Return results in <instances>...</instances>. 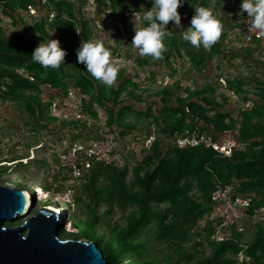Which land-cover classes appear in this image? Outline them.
<instances>
[{
    "label": "trees",
    "instance_id": "16d2710c",
    "mask_svg": "<svg viewBox=\"0 0 264 264\" xmlns=\"http://www.w3.org/2000/svg\"><path fill=\"white\" fill-rule=\"evenodd\" d=\"M93 1L92 4L89 0H48L42 5L32 0H0L2 15L12 17L15 25H27L31 20L32 33L39 34L43 42L50 41L60 32L58 41L68 53L66 65L59 69L43 68L32 61L31 55L37 48L33 39L27 40L20 35L6 37L0 27V101L25 107L29 116L24 123L26 128L39 122L68 131L69 137L63 139L68 138L66 151L77 142L89 144L109 137L116 143L114 152L126 151L120 161L112 165L91 160L92 168L79 179L71 175L69 168L61 166L59 155L53 152L58 168L82 182L80 191L74 192L73 202L64 201L66 206H63L68 216L71 214L69 218L75 224L72 228L78 233H63L95 242L110 264H159L145 258L144 244L138 240L148 225H154L158 242L167 244L171 252L166 264H238L237 257L244 245H249L251 264H264V223L252 226L249 222L264 208V90L255 94L242 87L243 83L251 82L264 88V80L256 75L249 79H225L228 89L240 97L237 104H246L240 108L238 119L220 113L218 110L232 105L231 99L221 91L220 103L218 88L214 86L205 88L204 95L192 89L180 77L171 59L173 50L183 56L194 49L203 61L211 58L210 52L202 46L199 49L191 46L182 39L181 31L169 23L174 34L165 37L163 59L152 63L151 57L135 58L130 69L128 66L119 69L117 87L115 84L108 87L91 77L84 64L78 63L76 53L81 42L96 41L101 32L106 33L103 14L109 10L111 16L125 26L126 32H131L133 26L128 25V16L135 11L142 15L152 4L151 0ZM29 6L36 9V16L31 15ZM182 7L193 15L195 8L210 9L222 24V31L233 33L241 25V17L235 20L231 16L226 0H186ZM126 32L118 31L114 35H117L116 42L104 44L111 50L112 58L122 57L121 42L125 40ZM233 40L239 41L221 35L216 46L225 49ZM243 47L247 60L257 55L255 62L261 67L262 75L264 45L258 42ZM194 53L190 58L192 63L195 62ZM126 57L131 59L133 56L126 53ZM161 61L171 72L162 75L161 69L166 67ZM141 72L145 74L144 81ZM166 78L174 82L164 85ZM70 80L72 85L66 82ZM182 82H185L184 86ZM218 86L221 90L220 84ZM70 87L79 88L84 96L85 120L58 121L50 114L52 101L63 98ZM251 96H255L253 104L250 103ZM130 101L132 103L125 105ZM248 103L252 105L248 106ZM143 105L145 107H141ZM98 108L108 109L104 124L100 122ZM97 132L102 135L92 139ZM192 132L199 138L208 137L213 143L234 139L237 147L228 156L204 146L179 148L176 141ZM152 136L155 139L149 148L142 147L143 144L139 146V142L133 143L137 138L143 137L146 141ZM243 145L244 149L241 148ZM14 162L23 164L20 159H12L10 163ZM0 167L5 171L7 165ZM40 185L59 196L58 189L51 183ZM226 185H234L236 196L252 197L253 200L248 210L249 218L240 224L245 231L238 232L237 225L227 239L216 242L213 237L219 222L210 216L213 212L211 196L218 187ZM30 194L33 199L39 197L34 191ZM40 203L54 205L62 211L56 203L51 204L42 197ZM79 205L89 209L84 219ZM118 212L123 216L116 221ZM208 215L201 227V221ZM14 225L7 224L8 227ZM198 230L200 233L196 232ZM253 230V239L243 242L244 235ZM196 238H199L197 242L194 241ZM205 244L210 247L207 256H204ZM123 255L134 262H123Z\"/></svg>",
    "mask_w": 264,
    "mask_h": 264
},
{
    "label": "rangeland",
    "instance_id": "374dc122",
    "mask_svg": "<svg viewBox=\"0 0 264 264\" xmlns=\"http://www.w3.org/2000/svg\"><path fill=\"white\" fill-rule=\"evenodd\" d=\"M241 3H242V0H226V6L229 8L232 17L240 16L243 14V12H241ZM25 17L28 18L27 16ZM27 21L28 20H26V22ZM14 22L15 20L12 17L1 14L0 27L2 28L4 35H6V37L14 36V35L16 37H19L20 35L22 38L27 39V40L33 39L37 47L41 43H43L39 34L34 35L32 33L31 25L33 23L31 20L28 21L27 25L21 24V23H17L15 25L13 24ZM166 30L168 32H166L165 37L171 36L174 34V31L172 30L170 25L166 26ZM186 30L187 28L184 29V31ZM59 34L60 32L55 33L53 36V39L58 40L57 37L59 36ZM114 35L115 34H109L107 31L105 34L101 32L100 37L98 36L96 38V41H100L103 44L113 43V42H116V36H117V35L116 36ZM134 35H135L134 26L131 29V32L130 30H127V32L125 33V36L123 35V37H126V38L124 41L122 40L121 42V45H122L121 63H124L126 59V53H129L133 56L132 58L133 61L135 58H138V57L148 58L146 56H142L139 53V50L134 48L131 45ZM44 42L46 43L48 41H44ZM244 49L245 48L243 47V44L241 41L233 40L226 45L225 49H222V50L218 48L216 44L212 46L211 48H208L207 51L210 52L211 58L205 61L199 58L197 51L195 52L194 49H191L188 51V55L190 56L185 55V54L181 56L178 53H176L175 50H173L171 59L173 60L174 65L177 67L180 73V77L183 78L187 82V85H189L192 89L198 90L204 95L205 88L209 86H214L216 89L217 87L218 88L217 89L218 101L221 103L222 94L218 86L219 85L218 81L221 77L225 79L228 78L232 80H241L243 78L249 79V77L256 75V77H261L264 80V73H262V75L260 74L259 71L261 67H259L255 62L256 61L255 58L257 57V55H255L254 57H250L247 60L245 57H248V55L245 54V52H243ZM193 53L195 54L194 56L195 62L192 63V60L190 58H191V54ZM150 62L153 63L154 60H151ZM161 63H163L166 67L164 69H161L162 75L171 72V70L166 66L164 62L161 61ZM187 72H189V74H187ZM72 78H74V75H72ZM247 81L249 82V80ZM66 82L69 85L73 84V81L71 80L66 81ZM254 85L255 84H252L251 82H249V83H243L242 87L245 91H250L255 94L259 91L264 90V88L257 87ZM144 97H146V95ZM250 98H251L250 103L253 104L255 101V96H251ZM208 99H210V96H208ZM211 100L212 99H210V101ZM245 104L246 103L243 102V104L241 103V104H236L233 106L229 105L228 107L222 110H218V111L220 113H227L231 115L232 118L238 119L239 110L241 107H244ZM141 107H145V106L143 105ZM100 110H101V114L103 117L102 121L103 123H105L109 115L108 109L102 108ZM130 115L136 121L138 120L136 116L132 114ZM19 118H20V121L17 122L15 119L19 120ZM28 119H29V116L25 112L24 106H21L19 103H15V102H10V101L4 102L2 100L0 101V166L7 165V168L5 167L6 168L5 171L1 169L0 167V180L8 181V182L16 184V185H11L8 183L0 182V186L21 191V188L18 186L20 185L21 187H25L29 190L34 191L35 193H38L34 189L33 186H39L40 188H42L40 184L43 182H38L34 178H37V179L41 178L45 180L48 179L50 182H53L54 185L59 187L61 184L58 185L55 183V181L53 180V177L51 176V174H49L48 168L45 166H41L39 164L35 166L34 164L30 163L27 159L22 160L24 164H19L18 162L10 163L12 159L15 158V154L17 156L21 155L20 157L23 158V156H25L27 152L28 154H33L35 152V150H28L27 148L29 144L27 142L34 143V141H31V140L28 141L29 137L27 139H22L21 137H19V134H21V136L25 135L23 134V132L26 128L24 129L23 127V128L18 129V127L20 125H23V123L26 122V120ZM156 127L157 126L155 124L153 128L155 129ZM33 129H34V126H33ZM45 140L46 141H44V147L41 146L40 150L42 151V153L46 151L44 154H47L48 157L50 156L53 157V154H52L54 152L52 151L53 147L51 148L49 147V143L51 142H49L48 139H45ZM57 146H54V147H57ZM241 148L244 149L245 145H243ZM42 153L40 154V159H42L41 158V156H43ZM18 176H23V177H18ZM48 192L50 193L51 196L55 197L58 200L56 204H59L60 207L66 206L64 201L73 202L72 198L69 196V193H67L68 191L61 195L62 199H60L59 196H55L50 191ZM28 196L32 199L31 200L32 201L31 211L27 216L23 218H19L17 222L13 223L15 224L14 226L24 225L29 219V217H31L32 215H36L42 207H47L40 203V197L33 199L32 195L29 193H28ZM47 200H50V199H47ZM200 201H202V199ZM78 208L80 212H82V216H81L82 219H84L89 211L88 207L79 205ZM129 210L127 211V214H129ZM69 216H71L70 213H69ZM122 216H123V213L118 212L115 216L116 221L120 219ZM207 217H209V215L204 217L203 220L201 221L200 223L201 227L205 225L206 220L208 219ZM77 222L79 221L77 220ZM66 226H70V225H68V223L66 222L65 225L60 230V235L63 236V239L69 238V236H66L63 233V231L67 232L68 234L78 233L77 229H69V228H66ZM199 230L196 232L200 233ZM254 232L255 230L248 231L244 235L243 242L251 241L254 237ZM204 236H206V234H204ZM157 239H158V235H157L154 225H148V227L142 232L138 240L142 241V243L144 244V249H145L144 256L146 259L156 260L159 264H166L165 261L171 252L166 246L167 244H161L160 242H158ZM198 239L199 238H196L194 239V241L197 242ZM204 247H205L204 256H207L210 254V247L208 244H205ZM122 257H123L122 258L123 262L127 263L129 261H133L129 256L123 255Z\"/></svg>",
    "mask_w": 264,
    "mask_h": 264
},
{
    "label": "built area",
    "instance_id": "2783aa9c",
    "mask_svg": "<svg viewBox=\"0 0 264 264\" xmlns=\"http://www.w3.org/2000/svg\"><path fill=\"white\" fill-rule=\"evenodd\" d=\"M34 2L41 3L42 5L47 4L48 0H32ZM92 4L93 0H89ZM29 12L31 15L36 16V9L29 6ZM137 12V11H135ZM128 16V25L134 26L132 23L133 14ZM178 12L181 14V25L182 28H176L179 31L184 30L191 26L190 22L193 14L186 8H178ZM142 16V15H141ZM104 21L103 24L106 25L107 32L109 34H116L118 31L125 32V26L111 16V10L103 14ZM241 17V25L233 33L227 30L222 31V35L225 37H230L238 39L242 42L243 46L251 47L256 43H261L264 45V35L259 34L256 31L251 30L252 21L247 17L246 13L240 16L233 17L238 20ZM100 28H103L100 22H97ZM172 24V22H170ZM173 25V24H172ZM174 26V25H173ZM133 58V57H132ZM128 59L126 57L124 63H121L122 57L112 58L115 66L118 69H122L128 66V69L134 65L133 59ZM141 80L144 81L145 74L140 73ZM173 79L166 78L164 85L168 83L172 84ZM219 84L221 91L226 97H229L234 104L240 101V97L232 90L228 89L225 78L219 79ZM185 82H182V86ZM84 96L81 94L80 89L77 87H70L68 92L63 98H56L52 101L50 107V114L57 118L58 121H67L72 119L85 120L86 115L82 111ZM154 136L148 138L146 141L143 137L137 138L134 142H139L142 147L149 148L154 141ZM179 148L186 147H201L213 148L215 151H219L224 155L228 156L237 147V141L234 139L225 140L223 143H213L208 137L203 136L199 138L196 132L188 134L186 137L180 138L176 141ZM116 143L113 141V137L100 142H90L89 144L75 143L68 151L60 152L59 159L62 167L69 168L71 175L75 179L82 178L84 174L92 168L91 160L99 163H104L107 165H112L120 161L121 156L126 153L125 150L121 149L120 152H114ZM128 147V146H127ZM62 199V197L60 198ZM213 202V212L211 214V219H218L219 225L217 228L216 235L213 237L216 242H221L230 236V231L237 225L238 232H244L245 227L240 226L244 223L248 217V210L252 205V197H242L235 195L234 185L220 186L211 196ZM252 226H256L259 223H264V208L257 211L255 216L249 221ZM66 226V228L71 227ZM249 245H244L242 251L237 257L238 264H251L252 257L250 256Z\"/></svg>",
    "mask_w": 264,
    "mask_h": 264
},
{
    "label": "clouds",
    "instance_id": "9594fccd",
    "mask_svg": "<svg viewBox=\"0 0 264 264\" xmlns=\"http://www.w3.org/2000/svg\"><path fill=\"white\" fill-rule=\"evenodd\" d=\"M185 2L186 0H151L152 7L146 9L142 16L140 12H135L132 20L135 35L131 45L138 49L142 56L162 60L166 51V26L172 22L175 28H182L178 8ZM194 10L191 26L180 32L182 39L197 49L201 46L205 49L211 48L220 39L223 26L210 9L198 7ZM241 12L246 13L252 21L251 30L264 35V0H242ZM67 54L58 40L51 39L41 43L31 58L43 68L59 69L61 65H66ZM76 55L78 63L84 64L86 72L95 80L108 87L115 84L119 69L112 59L111 50L102 42L82 41ZM65 214L67 217V212H64Z\"/></svg>",
    "mask_w": 264,
    "mask_h": 264
},
{
    "label": "water",
    "instance_id": "95a60500",
    "mask_svg": "<svg viewBox=\"0 0 264 264\" xmlns=\"http://www.w3.org/2000/svg\"><path fill=\"white\" fill-rule=\"evenodd\" d=\"M18 186L21 191L0 186V264H110L95 242L72 235L63 239L66 214L54 205L42 207L24 225L8 227L31 211L28 193L33 191Z\"/></svg>",
    "mask_w": 264,
    "mask_h": 264
},
{
    "label": "crops",
    "instance_id": "0c3cea01",
    "mask_svg": "<svg viewBox=\"0 0 264 264\" xmlns=\"http://www.w3.org/2000/svg\"><path fill=\"white\" fill-rule=\"evenodd\" d=\"M115 86L117 87L116 83H115ZM123 97H125V96H123ZM130 103H132V102L131 101L127 102L125 105H129ZM233 105H235V104L232 103V106ZM247 105L249 106L250 104L248 103ZM97 110L99 112L98 116L100 118V122H101V124H104L103 121H102L103 117H102L100 108H98ZM15 120L17 122H19L20 118H19V120H17V119H15ZM24 123H23V125H20L18 127V129L23 128V127L25 129L26 127H25ZM33 125H34V129H33V127H31V128L27 127L24 130L23 134H25V135L21 136V134H19V133L18 134H19V137H21L22 139H27L29 137L28 141H30V140L34 141V143L27 142V143H29L27 148H28V150H35V152L33 154H28V152H27L26 155L23 156V158L20 157L21 155L17 156L15 154L14 160L15 159H20L22 161V160L27 159L30 163L34 164L35 166L39 164L41 166L47 167L48 170H49V174H51V176L53 177V180L55 181V183L58 184V185L61 184L59 187L54 185L53 182H50L48 179L47 180L41 179V178L40 179L34 178V179L36 181H38V182L51 183L55 189H58L60 198H61V195L63 193L68 191L67 193H69V196L73 200L74 192L80 191L82 182L71 178L69 176V174H67L66 172H64L61 169H59L58 168V162L55 160L56 158H54V154L53 153H52L53 157L52 156L48 157L47 154H44L46 151L44 153H42V151L40 150L41 146L44 147V141H46L45 139H48L49 142H51V143H49V147L50 148L51 147L54 148V150L52 148V151H54L56 155H58L60 152L66 151V149L68 147V138H67V140L66 139L63 140V139L65 138V136L69 137L68 131L64 132L61 129H57V128L54 129L53 127H49V126H47L45 124H40L39 122H37L36 124L34 123ZM41 125L44 126V127L42 128ZM52 129L56 130L57 134H53L52 133V131H53ZM94 135H96V136H94ZM101 135H102L101 132H99V133L97 132V133L93 134L94 138H92V139H96V138H98ZM62 140H63V143L61 142ZM54 146H57V147H54ZM41 153L43 154V156H41L42 159H40V154Z\"/></svg>",
    "mask_w": 264,
    "mask_h": 264
},
{
    "label": "bare ground",
    "instance_id": "6f19581e",
    "mask_svg": "<svg viewBox=\"0 0 264 264\" xmlns=\"http://www.w3.org/2000/svg\"><path fill=\"white\" fill-rule=\"evenodd\" d=\"M35 188H39V186H35ZM45 193H46V195H41V196L46 198V199H51V201H53L54 203L58 202V200L55 197L51 196L50 193H48L47 191ZM57 205H59V204H57ZM60 208L62 209V211L64 210L63 207H60ZM62 211H60V212H62ZM66 219H68V217H66Z\"/></svg>",
    "mask_w": 264,
    "mask_h": 264
}]
</instances>
